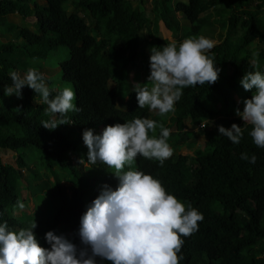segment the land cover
Listing matches in <instances>:
<instances>
[{"label":"trees","instance_id":"obj_1","mask_svg":"<svg viewBox=\"0 0 264 264\" xmlns=\"http://www.w3.org/2000/svg\"><path fill=\"white\" fill-rule=\"evenodd\" d=\"M42 1L0 0V34L15 33L17 38L15 45L0 41V98L4 102L0 108V222L6 221L11 230L18 231L34 221L33 231L40 246L49 247L45 233H61L57 232L58 225L49 228L45 224L43 215L47 214L50 223L63 224L64 236L79 246V220L86 205L97 196L101 173L98 169L79 168L71 157L87 153L82 140L86 129L95 132L106 125L123 124L134 118L153 119L157 115L147 106L138 107L135 91L124 100L125 108L121 110L119 96L125 87L126 73L138 62L141 34L147 32L159 40L157 48L169 41L150 29L151 19L143 0ZM226 2L230 8L221 10L229 14L226 34H219L220 41L209 53L218 68L229 60L241 80L245 72L264 71V8L258 6V0H156L153 15L171 36L186 39L191 34H208L210 26L198 23L200 14L206 7ZM80 13L91 18L92 27ZM17 15L23 21L34 18L37 30L9 19ZM247 19L252 23L244 27ZM107 26L115 39L113 49L120 52L125 48L127 57L110 55V43L97 40ZM235 30H242L238 39L232 35ZM45 45L51 50L60 46L69 49L70 58L61 63L60 69L62 79L73 85L74 103L80 109L66 113L63 119L69 124L58 125L54 130L42 127V122L59 121L61 117L45 113L48 106L38 93L24 86V96L18 99L15 95L5 96L3 91L12 84L10 72L23 74L29 68L44 75L50 98L61 90L55 89L38 61L31 59ZM256 45V51L250 52L249 48ZM239 90L229 85V76L222 70L211 85L184 88L180 106L166 113L172 156L163 164L137 156L141 171L158 179L166 192L180 202L191 204L203 214V220L197 222L198 230L182 237L184 258L180 264H264V148H257L252 142L249 132L253 125L235 114L237 109L243 110L244 99H250L254 90H244L242 102L238 101ZM182 120L191 128L200 127L199 135L207 138L205 150L198 155L183 154L175 146L176 140L189 137L176 130ZM233 123L242 129L239 144H232L217 130V126L229 128ZM70 130L75 133L72 139ZM153 136L158 137L159 133ZM1 150L16 154V166L3 162ZM241 153L254 154L255 164L241 160ZM30 154H34L35 161L29 162ZM33 164V174L41 175L43 180L24 196L12 180L24 177L23 171ZM102 183L116 181L110 176ZM92 190L95 192L89 195ZM17 201L25 207L20 209Z\"/></svg>","mask_w":264,"mask_h":264},{"label":"clouds","instance_id":"obj_2","mask_svg":"<svg viewBox=\"0 0 264 264\" xmlns=\"http://www.w3.org/2000/svg\"><path fill=\"white\" fill-rule=\"evenodd\" d=\"M214 46L212 39L199 36L152 47L147 77L151 87L139 83L133 86L138 107L147 106L149 111L164 115L175 111L184 88L214 83L220 71L209 53ZM9 76L12 84L4 87L5 96L20 99L22 88L27 86L48 106L46 114L61 117L59 121L42 122L48 130L69 124L63 119L65 114L80 111L71 87H64L50 98L45 77L35 68L23 74L12 71ZM239 84L246 91L254 90V94L244 99L243 110L237 109L235 114L253 125L249 132L252 142L264 148V71L245 72ZM157 128L159 136H149ZM217 130L232 144H239L243 135L235 123L229 128L217 126ZM169 135L168 128L148 118L106 125L95 132L84 130L88 168L98 169L101 179L97 196L86 205L79 220V246L50 230L44 235L49 247H42L33 231L34 221L18 231L11 230L4 221L0 222V264H180L184 258L182 237L198 230L197 222L203 220V214L166 192L158 179L139 169L137 159L139 155L163 164L173 154L167 142ZM74 136L72 133L69 137ZM240 159L256 162L254 154L241 153ZM110 176L116 184H103ZM17 206L25 207L19 201Z\"/></svg>","mask_w":264,"mask_h":264},{"label":"rangeland","instance_id":"obj_3","mask_svg":"<svg viewBox=\"0 0 264 264\" xmlns=\"http://www.w3.org/2000/svg\"><path fill=\"white\" fill-rule=\"evenodd\" d=\"M33 2L37 1L39 3H43L42 0H32ZM134 3H139L141 0H131ZM146 2L145 5V9L148 13V16L150 17V19L152 20V23H156L154 15H153V6L156 0H143ZM159 1V0H157ZM177 1V0H174ZM258 6H261L264 8V0H258ZM144 7L142 6L141 9H143ZM230 8V5L226 2L223 3L221 6H217V7H211V8H207L201 13V15L203 17H207V20L210 21V23H208L207 21H205L204 19H202L203 23L202 26H210L209 29V33L205 34L203 36L208 37L210 39H212L214 41V44H218V42L220 41V37L219 34H226V28L228 26V22H227V18L228 15L227 13L221 11V10H226ZM81 17H84L85 21L87 22L88 25H90V27L93 26V23L91 22V18L85 14V13H80ZM181 16V15H179ZM12 21H20L23 25H27L31 30L36 31L37 29V24L35 22V19H28L26 21H23L18 15L17 16H12L9 18ZM157 23H159L157 21ZM251 20L247 19L246 21H244L243 26L247 27L249 25H251ZM152 27V26H151ZM153 27L156 29L157 25L155 26V24H153ZM110 26H107L100 35L97 36V40L100 41L102 39L107 40L110 44H109V52L110 55L112 56H123V57H127L128 52L125 48L121 49L120 52H116L113 48V44L115 42V39L113 38L112 34H111V30H110ZM158 29L161 30L164 34L165 37H168L170 41L175 40L176 42H181L180 39L175 38L173 36H171L170 32H168L163 23H160V25L158 24ZM243 29V28H242ZM242 30L239 31H233L232 35L235 37V39H238V35H240ZM149 34L147 32H143L141 34L140 37V42H139V55H138V62L134 63L132 66V70H130V72L128 71V73H126V76L124 77L123 82H125V87L122 89V93H120L119 96V104H118V108L123 110L125 108V104H123L124 100L127 101L129 94L134 91L133 90V86L136 83L142 84V86H147V87H151V82L147 81V77L149 75V63L146 61L145 59V55L147 54H151L150 53V49L152 47H157L158 44L155 41H150V37L148 36ZM6 36V35H5ZM202 36V35H200ZM1 37V34H0ZM10 37L11 40H8ZM199 37V35H190L188 38H197ZM3 40H6L4 43H8L9 41L13 42L14 44L17 42V38L15 36V33H11V34H7V37H3ZM1 41V39H0ZM238 42V40H237ZM1 43H3L1 41ZM249 49H251L250 52H255L257 49V45L250 47ZM34 60H37L39 65L41 66V68H43V70L45 69L47 71V76L48 79H51L52 84L54 85L55 89H63L64 87H71L73 90V85L69 82H66L62 79V73H61V69H60V65L62 62L68 60L70 58V53H69V49L65 46H60L55 50H51L50 47L48 45H45L42 49H40L38 52H36L35 54L32 55L31 57ZM101 59V58H100ZM102 60V59H101ZM219 69L222 71H225L226 74L229 76V85L234 89H238L240 88L239 86V77L237 76V73L234 69L233 64L229 61V60H225L220 66ZM22 93V97L23 92L21 90ZM243 94H244V89L243 87L240 88V90L238 91V95H239V101L241 102L243 100ZM75 101V99H74ZM4 106V102L3 100L0 98V108H2ZM177 106H180L179 102H176L174 107L177 108ZM168 115L164 114V115H155V117H153L152 120L156 121L158 124H162L164 127L166 124H168ZM247 122V121H246ZM200 127H189L187 121L182 120L178 123V126L176 128L177 131H181V132H185V134H189V137L183 136L182 138L176 140V147H178V149H182V153L183 154H190V155H195V154H199L200 152H203L205 150L206 147V136L204 135H199V131H200ZM73 133L72 130H70L69 132V136H71ZM159 133V128L155 129V131L150 132L151 136L158 134ZM198 152V153H197ZM1 155H2V159L4 163L7 164H11L16 166V154L12 151H7V150H1ZM28 160H30L29 162H32V160L35 161L34 159V154H30L28 157ZM71 160H74L75 164L79 167V168H83V169H87L88 166L90 165L89 162L87 161V153H79L78 155H75L72 157ZM78 162V163H77ZM35 164L31 165L29 170L23 171V175L24 177H21L20 179L18 177H15L12 181V184L14 185V187H20L19 189L21 190V192L24 194V196H26L28 194V190L31 193L32 189L34 188V184H36L39 181H42L43 178L41 177V175L34 173L35 172ZM53 167V165H50ZM39 171V170H38ZM20 182L22 183V185H20ZM68 183V182H67ZM66 182H64L63 184L65 186H67ZM95 190L92 191H88V194H92L94 193ZM88 195V196H89ZM43 219L45 221V224L49 227L52 228L55 225L57 226V232L61 233L63 235H65L66 233V227L63 224H59L58 221H56L57 223H50V221L48 220V215L45 214L43 215Z\"/></svg>","mask_w":264,"mask_h":264},{"label":"crops","instance_id":"obj_4","mask_svg":"<svg viewBox=\"0 0 264 264\" xmlns=\"http://www.w3.org/2000/svg\"><path fill=\"white\" fill-rule=\"evenodd\" d=\"M154 18H155V21H156V23L154 22V23H152V20H151V25H150V29L154 32V34H155V32H157V34L156 35H159V36H162V34H163V32L161 31V30H159L158 29V24L160 25V23H162L161 21H158L157 20V18L154 16ZM179 18L181 19L182 18V16H179ZM202 19H204L205 21H207L208 23H210V21H208L207 20V17L205 16V17H203L201 14H200V19H199V21H198V23L199 24H201L202 25V23H203V21H202ZM157 21L159 22V23H157ZM153 24H155V26L157 25V27H156V29L153 27ZM211 24V23H210ZM152 26V27H151ZM158 33H160V34H158ZM6 35V36H5ZM5 35H1V37H0V39L3 41V42H5V41H7V39L6 40H3L2 38L3 37H7V34H5ZM192 35V34H191ZM194 35H197V34H194ZM149 36V35H148ZM163 36H164V34H163ZM198 36V35H197ZM200 36V35H199ZM203 36V35H202ZM150 37V36H149ZM165 37V36H164ZM188 38V37H187ZM186 38V39H187ZM8 40H11L10 39V37H9V39ZM184 39H180V41H183ZM150 41H155L158 45L160 44V41L159 40H157V39H154V38H152V37H150ZM168 41L170 42V40H169V38H168ZM139 42H140V40L138 41V46H139ZM8 43H10V44H12V45H15L13 42H11V41H9ZM149 56H150V54H147V55H145V59H146V61L149 63ZM32 59V58H31ZM44 73H46L47 74V71L44 69ZM124 80V79H123ZM125 83V82H124ZM238 99H239V97H238ZM239 101V100H238ZM177 102H179V101H177ZM240 102V101H239ZM242 102V101H241ZM180 103V102H179ZM178 107V106H177Z\"/></svg>","mask_w":264,"mask_h":264}]
</instances>
